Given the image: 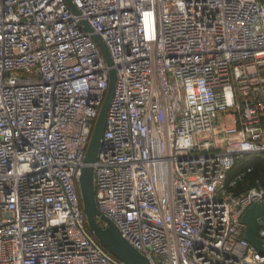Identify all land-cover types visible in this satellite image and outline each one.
Masks as SVG:
<instances>
[{
  "label": "built area",
  "instance_id": "built-area-1",
  "mask_svg": "<svg viewBox=\"0 0 264 264\" xmlns=\"http://www.w3.org/2000/svg\"><path fill=\"white\" fill-rule=\"evenodd\" d=\"M72 2L0 0V264H127L79 185L109 87L93 34L117 72L102 215L152 264H264L243 222L264 186L238 168L264 158V0Z\"/></svg>",
  "mask_w": 264,
  "mask_h": 264
},
{
  "label": "water",
  "instance_id": "water-1",
  "mask_svg": "<svg viewBox=\"0 0 264 264\" xmlns=\"http://www.w3.org/2000/svg\"><path fill=\"white\" fill-rule=\"evenodd\" d=\"M67 2L72 11L75 14H79V10L73 4L72 0H67ZM82 23L89 32H93L86 21H82ZM93 38L101 47L109 66V87L96 120L94 131L84 158V166L81 169L79 178L84 213L90 231L113 256L127 264H152L147 256L137 250L123 236L120 229L110 219L102 215L97 205L94 164L98 159L102 146L108 112L116 89L117 72L113 65L109 49L104 41L97 34H93ZM98 217L107 223L106 227L100 224ZM243 222L246 224L247 240L259 251H264V240L258 237L259 229L264 226V204L262 202L254 203L243 216Z\"/></svg>",
  "mask_w": 264,
  "mask_h": 264
},
{
  "label": "trees",
  "instance_id": "trees-1",
  "mask_svg": "<svg viewBox=\"0 0 264 264\" xmlns=\"http://www.w3.org/2000/svg\"><path fill=\"white\" fill-rule=\"evenodd\" d=\"M245 164L253 165L254 170L240 184L239 191L247 188V186L255 185L257 181L264 186V158L262 156H247L244 160L240 161L238 168L244 167Z\"/></svg>",
  "mask_w": 264,
  "mask_h": 264
}]
</instances>
